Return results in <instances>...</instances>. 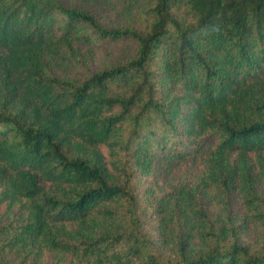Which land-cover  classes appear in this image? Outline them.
<instances>
[{"label":"trees","instance_id":"16d2710c","mask_svg":"<svg viewBox=\"0 0 264 264\" xmlns=\"http://www.w3.org/2000/svg\"><path fill=\"white\" fill-rule=\"evenodd\" d=\"M0 264H264V0H0Z\"/></svg>","mask_w":264,"mask_h":264},{"label":"rangeland","instance_id":"374dc122","mask_svg":"<svg viewBox=\"0 0 264 264\" xmlns=\"http://www.w3.org/2000/svg\"><path fill=\"white\" fill-rule=\"evenodd\" d=\"M174 174V173H173Z\"/></svg>","mask_w":264,"mask_h":264}]
</instances>
